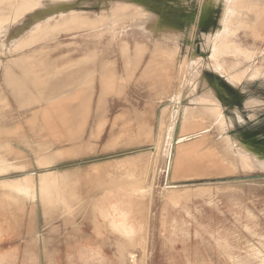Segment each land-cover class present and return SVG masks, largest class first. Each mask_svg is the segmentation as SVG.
Returning <instances> with one entry per match:
<instances>
[{"label":"rangeland","instance_id":"374dc122","mask_svg":"<svg viewBox=\"0 0 264 264\" xmlns=\"http://www.w3.org/2000/svg\"><path fill=\"white\" fill-rule=\"evenodd\" d=\"M75 1L0 0L2 159L73 170L31 194L0 184V264H264V157L225 133L264 151L248 106L264 107V0L80 1L33 19Z\"/></svg>","mask_w":264,"mask_h":264},{"label":"bare ground","instance_id":"6f19581e","mask_svg":"<svg viewBox=\"0 0 264 264\" xmlns=\"http://www.w3.org/2000/svg\"><path fill=\"white\" fill-rule=\"evenodd\" d=\"M48 1V0H47ZM80 1H83V4L81 5L82 7L84 6V7H91V6H93L92 8H88V9H91V10H95V11H98V10H96V8L95 7H99V5L97 4H95L94 3V0H92L89 4H90V6H85V5H87V3H85L84 2V0H78L77 2L75 1L74 2V4H72V5H66V7L65 8H63V7H61V9H56V10H52V7H50V6H48L47 4V7H45L44 9L43 8H41V10H39V13H37V14H35L34 16H33V19L34 20H43L44 19V16H47V17H49L50 15H55V14H60V15H63V14H65V13H67V12H69L71 9H73V8H77V7H79V8H81L80 6H78V2H80ZM103 2L104 1H108L109 2V4H113V3H116L114 0H102ZM117 1V0H116ZM121 1H124V2H126V3H133V4H145V6H149L147 3H145V2H143L142 0H121ZM212 1V0H211ZM52 2V1H51ZM50 2V3H51ZM135 2V3H134ZM188 2V1H187ZM201 2V1H200ZM54 3V2H53ZM101 3V2H100ZM103 4V3H102ZM187 4V3H186ZM185 4V5H186ZM244 4V3H243ZM242 4V5H243ZM250 4V3H249ZM248 4V5H249ZM106 5V4H105ZM200 5V4H199ZM247 5V6H248ZM258 5H260V4H258ZM53 6V5H52ZM65 6V5H64ZM143 6V5H142ZM196 6V5H195ZM194 6V7H195ZM209 6H210V10H211V12L213 13V16H214V18L216 17V15L217 14H219V6L216 4V3H210L209 4ZM192 7V6H191ZM200 7V6H199ZM244 7V6H243ZM144 8V7H143ZM190 8V7H189ZM198 8V7H197ZM242 8V7H241ZM262 8V7H261ZM102 9V8H101ZM104 9H108V6H107V8H104ZM144 9H148V8H144ZM192 9V8H191ZM194 9V8H193ZM260 9V8H259ZM137 10V9H136ZM148 10H150V9H148ZM209 10V9H208ZM209 10V11H210ZM256 10V9H255ZM258 10V9H257ZM263 10V9H262ZM262 10H261V12H262ZM73 11V10H72ZM128 11V10H127ZM151 11V10H150ZM190 11V10H189ZM199 11V10H198ZM264 11V10H263ZM83 12V11H82ZM201 12V11H200ZM206 12H208L207 10H206ZM198 13V12H197ZM73 14V13H72ZM79 14V13H78ZM98 14V13H97ZM193 14H194V12L193 11H191L190 13H188V14H186L185 15V20H186V22L189 20V22H188V24H186V26H185V28H189L191 25H192V20H191V18H193ZM79 15H81V14H79ZM78 15V16H79ZM100 15V14H99ZM82 16H84V15H82ZM77 17V16H76ZM128 17V16H127ZM206 17V16H205ZM68 18V17H67ZM79 18V17H78ZM77 18V19H78ZM85 18V17H84ZM151 18V17H150ZM154 18H155V16H154ZM83 19V18H82ZM86 19H89L88 17H86L85 18V20ZM93 19V18H92ZM96 19V18H95ZM111 19V18H110ZM152 19H153V17H152ZM81 20V19H80ZM120 20H122V19H120ZM145 20H147V17H146V19ZM205 20V19H204ZM215 20V19H214ZM83 21V20H82ZM81 21V22H82ZM90 21H92V20H90ZM78 22V21H77ZM80 22V23H81ZM96 22V21H95ZM102 22V21H101ZM100 22V23H101ZM109 22V21H108ZM123 22V21H122ZM150 22V21H149ZM192 22V23H191ZM199 23V20L197 21V24ZM72 24V23H71ZM79 24V23H78ZM96 24V23H95ZM109 24V23H108ZM122 24V23H121ZM73 26H74V24H72ZM76 25V24H75ZM89 25V24H88ZM252 25V24H251ZM85 26V25H84ZM215 26V25H214ZM254 26V25H253ZM255 26H257V25H255ZM75 27H77V25L76 26H74V28ZM193 27H194V23H193ZM77 28H80L79 26L77 27ZM152 28H154V27H152ZM152 28H151V30L150 31H152ZM167 28V27H166ZM204 28H205V26H204ZM102 29V28H101ZM111 29V28H110ZM164 29H165V27H164ZM169 29V28H168ZM206 29V28H205ZM204 29V30H205ZM211 29V28H210ZM213 29V28H212ZM192 30V29H191ZM195 30V29H194ZM260 30V29H259ZM117 31V30H116ZM119 31V30H118ZM121 31V30H120ZM174 31V29L172 30V32ZM193 31V30H192ZM180 32V31H179ZM198 32V31H197ZM254 32V31H253ZM109 34V33H108ZM157 34V33H156ZM185 34V33H184ZM192 34V33H191ZM94 35V34H93ZM98 35V34H97ZM117 35V34H116ZM196 35V34H195ZM112 36H113V33H112ZM120 36V35H119ZM183 36V35H182ZM198 36V35H197ZM115 37V36H114ZM8 40H4V42L3 43H1V44H3L4 45V47H3V49L2 50H5L6 49V47H7V45H8V42H7ZM182 41V40H181ZM186 41H188V39L186 40ZM196 41V40H195ZM199 41V40H198ZM183 43V42H182ZM189 43H190V41H189ZM197 43V42H196ZM180 44V43H179ZM181 45V44H180ZM187 48H188V46H187ZM183 51H184V49H182ZM186 52V51H185ZM184 52V53H185ZM206 52V51H205ZM179 56V55H178ZM185 57H187V56H185ZM206 57V56H205ZM183 58V57H182ZM172 59H174V58H172ZM183 59H185V58H183ZM209 59V58H208ZM207 59V61H209ZM177 60H178V58H177ZM180 60V59H179ZM179 60H178V64H179ZM200 60V59H199ZM185 61V64H186V60H184ZM177 62V61H176ZM183 63V62H182ZM177 64V63H176ZM175 64V65H176ZM181 64V63H180ZM185 64H183V66L185 65ZM204 74H206V73H209L212 69H213V67L211 68V65H205L204 64ZM175 67V66H174ZM181 68V67H180ZM184 69V68H183ZM166 71V70H165ZM179 71H180V69H179ZM200 71V70H199ZM198 71V72H199ZM202 71V70H201ZM171 72H172V70H171ZM171 72H169V73H171ZM174 72H175V70H174ZM173 72V73H174ZM197 72V71H196ZM168 73V74H169ZM180 73V72H179ZM186 73V72H185ZM193 73V72H192ZM27 74V73H26ZM26 74H24V75H26ZM178 74V73H177ZM182 74V73H181ZM184 74V73H183ZM189 74V73H188ZM214 74V73H213ZM28 75V74H27ZM170 75V74H169ZM173 75H175V73L174 74H172V78H173ZM180 75V74H179ZM197 75V74H196ZM229 75V74H228ZM10 76V75H9ZM29 76H31L32 77V75H29ZM171 76V75H170ZM176 76V75H175ZM181 76V75H180ZM28 77V76H27ZM193 77V76H192ZM198 77V76H197ZM26 78V77H25ZM30 78V77H29ZM28 78V81L30 82V79ZM175 78V77H174ZM182 78V77H181ZM203 78V77H202ZM228 78V80H229V82H231V84H233L232 82H234V81H236V82H239V83H242V81H244L242 78H237V77H230V76H228L227 77ZM258 78V77H257ZM257 78H255V80L257 79ZM175 79H177V78H175ZM174 79V80H175ZM207 79V78H206ZM260 79H263L262 77L261 78H259V80ZM10 80V79H9ZM26 80H27V78H26ZM162 80V79H161ZM192 80V79H191ZM264 80V79H263ZM33 81V80H32ZM176 81V80H175ZM182 81V80H181ZM197 81V80H196ZM208 81V80H207ZM261 81V80H260ZM11 83H12V81H10ZM27 82V81H26ZM28 82V83H29ZM174 82V81H173ZM180 82V81H179ZM178 82V83H179ZM209 82V81H208ZM264 82V81H263ZM10 83V84H11ZM16 83V82H15ZM31 83V82H30ZM197 83V82H196ZM262 83V82H261ZM14 84V83H13ZM33 84V83H32ZM31 84V85H32ZM169 84H171L170 82H169ZM172 84H174V83H172ZM177 84V83H176ZM255 84V83H254ZM193 85H195V84H193ZM264 85V84H263ZM191 86V85H190ZM166 87V86H165ZM195 87V86H194ZM232 87V86H231ZM237 87H240V86H235V88H237ZM253 87V86H252ZM174 88V87H173ZM172 88V89H173ZM196 88H198V87H196ZM234 88V89H235ZM243 88H245V86H243ZM262 88V87H261ZM260 88V89H261ZM264 88V87H263ZM195 89V88H194ZM206 89H208V88H206ZM242 90L240 89L239 90V92L240 93H242V94H244V92H241ZM189 92V91H188ZM175 93H177V92H175ZM174 93V94H175ZM212 93H214L213 91H212ZM169 95V94H168ZM179 95V94H178ZM177 95V96H178ZM209 96V93H207V97ZM212 96V95H211ZM221 96V95H220ZM171 97V96H170ZM179 97V96H178ZM175 98V97H174ZM173 99V98H172ZM168 100H170V98L168 99ZM175 100V99H174ZM222 103V102H221ZM241 103H243V104H246L247 103V100L245 99L244 101H242ZM177 104V103H176ZM224 105H225V107L222 105V106H211L210 108H213L215 111H217V112H223V111H227L228 109H227V107L229 108V109H231L230 107H232V105L234 104H231V103H223ZM253 104L254 103H250V104H248V106L249 107H252V108H254V110H255V114H260V117L262 118L263 116H264V107H262V108H256L255 106H253ZM256 104V103H255ZM234 105H236V104H234ZM194 106V105H193ZM237 106V105H236ZM260 106H264V103H262V104H260ZM199 107V106H198ZM201 107V106H200ZM167 109V108H166ZM166 109H164L163 111H165ZM195 109V108H194ZM199 110H200V108H199ZM200 111H202V110H200ZM229 111V110H228ZM237 111V110H236ZM204 112V111H203ZM166 113V112H165ZM234 113V112H233ZM162 114H163V112H162ZM171 114V113H170ZM170 114H169V116H170ZM181 114H182V112H181ZM181 114H180V116H181ZM221 115V114H220ZM228 116V115H227ZM36 117V116H35ZM43 117V116H42ZM166 117H167V115H166ZM241 117L242 116H235L234 117V119H236V120H239V119H241ZM260 117H259V120H255V121H262L264 118H262V119H260ZM162 118H164L165 120H166V118L163 116ZM228 118V117H227ZM233 118V117H232ZM4 119H8L7 117H5ZM218 119V118H217ZM231 119V118H230ZM165 120H164V124H165ZM179 120V119H178ZM177 120V121H178ZM180 121V120H179ZM182 121V120H181ZM180 121V122H181ZM166 122H169V121H166ZM173 122H174V119H173ZM179 122V123H180ZM167 124V123H166ZM173 124V123H172ZM203 124V123H202ZM236 124V123H235ZM165 126V125H164ZM167 126V125H166ZM171 126V125H170ZM178 126H180V125H178ZM258 128L260 127V126H257ZM166 128V127H165ZM181 128V127H180ZM198 128V127H197ZM200 128V127H199ZM202 128V127H201ZM165 133V132H164ZM200 133V132H199ZM202 133V132H201ZM226 134H228L230 137H231V139L234 141V142H237L238 144H242V145H244L250 152H252L253 154H257V155H260V156H262V157H264V151H263V149H261V148H254V147H252V142H251V140H249V139H247L246 137H243V136H241V134H238L237 132L235 133V132H229V127H228V129L226 130V132H225ZM257 133H258V135H257ZM244 134V133H243ZM182 135V134H181ZM186 135V134H185ZM254 135L255 136H257V137H261V136H263L262 135V133H260V132H256V133H254ZM207 136V135H206ZM184 137H186V136H184ZM1 139V138H0ZM176 140H177V137H175L174 138V142L176 143ZM19 143V142H18ZM40 143V142H39ZM39 143H34L35 144V146H38V145H40ZM38 144V145H37ZM198 146V145H197ZM9 147V144H3L1 141H0V184L1 183H3V182H7V181H10V180H20L21 181V183L23 184V191H28L30 194L33 192V191H35V189H36V187H37V184H39V182H40V180H42L43 181V179H41L42 177V175L43 174H45V173H50V172H52V173H59V172H63V171H73V170H69V169H60V167L57 165L58 164V162L59 161H54V162H52V163H47V164H40L39 163V161L38 160H36L37 161V163H34L36 166V169L37 170H34V171H29V169H24V168H22V169H20V165H13V161H9V160H3L2 158H3V155H4V153L3 152H5V151H7L8 148ZM194 147V146H193ZM194 149H195V147H194ZM197 150V149H196ZM191 152V151H190ZM206 153H207V151H206ZM2 155V156H1ZM199 159V158H198ZM197 159V160H198ZM197 163H198V161H196ZM201 162V161H200ZM192 164H193V161H192ZM198 164H200V163H198ZM195 165H197L196 163H195ZM206 165V166H205ZM198 166V165H197ZM217 166H218V164H217ZM216 166V162L214 161V160H212V161H208L207 163H205L204 164V168L206 169L207 167L209 168V167H217ZM66 167V166H65ZM178 167V166H177ZM220 168V167H219ZM222 168H223V166H222ZM20 169V170H19ZM213 171V170H212ZM220 171H222V170H220ZM13 173H15V174H13ZM78 178V177H77ZM79 178H81V176L79 177ZM78 178V179H79ZM77 179V180H78ZM80 180V179H79ZM234 180V179H233ZM81 181V180H80ZM77 183H78V185H79V181H77ZM81 183V182H80ZM43 184V183H42ZM75 185L77 186V184L75 183ZM74 188V187H73ZM72 188V189H73ZM79 188V187H78ZM45 191V189H44V186H43V188H41V192L42 193H45L43 190ZM74 189H76V187L74 188ZM211 189V188H210ZM71 190V189H70ZM212 190V189H211ZM78 191V190H77ZM81 191V190H80ZM208 191H209V189H208ZM1 192H3V191H1ZM0 192V193H1ZM73 192V191H72ZM71 192V193H72ZM74 192H75V190H74ZM73 192V193H74ZM79 192V191H78ZM4 193V192H3ZM37 193V192H36ZM38 193H40V192H38ZM42 193H40V194H42ZM71 193H70V195H71ZM81 193V192H80ZM79 193V194H80ZM82 193H84V192H82ZM167 193H168V196L169 197H171L172 196V190L171 189H169V190H167ZM5 194V193H4ZM10 194V193H9ZM78 194V195H79ZM85 194V193H84ZM130 194V193H129ZM206 194V193H205ZM3 195V194H2ZM2 195H0V197L2 196ZM45 195V194H44ZM65 194H63V196H64ZM133 194H131V196H132ZM40 196V195H39ZM88 196V195H87ZM86 196V197H87ZM131 196H130V198H131ZM38 197V196H37ZM42 197H45V196H42L41 195V197H38V198H42ZM71 197L73 198V197H75V196H72L71 195ZM71 197H68V198H71ZM78 197V196H77ZM76 197V198H77ZM21 198V197H20ZM66 198V197H65ZM71 198V199H72ZM81 198V197H80ZM79 198V199H80ZM83 198V197H82ZM70 199V200H71ZM73 199H75V198H73ZM71 200V201H74V200ZM14 200H16V199H14ZM50 200H52V197L50 198ZM68 200V199H67ZM69 200V201H70ZM83 200V199H82ZM43 201V200H42ZM70 201V202H71ZM77 201V200H76ZM83 201H85V198H84V200ZM1 202H3V201H1ZM18 202H21V200L20 201H18ZM24 202V201H23ZM68 202V201H67ZM78 202V201H77ZM125 202V201H124ZM46 203V202H45ZM45 203H41L40 205L42 206L43 204H45ZM66 203V202H65ZM72 204H74L73 202H71ZM76 203V202H75ZM79 203V202H78ZM87 203V201L85 202V203H82V205L83 206H85L84 204H86ZM53 204V203H52ZM51 204V205H52ZM0 205H1V203H0ZM50 205V204H49ZM54 205V204H53ZM65 205H69V204H65ZM167 205V204H166ZM44 206V205H43ZM82 206V207H83ZM56 207V206H55ZM71 207V206H70ZM82 207H81V210H83L82 209ZM46 208H48V207H46ZM78 208V207H77ZM84 208V207H83ZM102 208V207H101ZM49 209V208H48ZM51 209V208H50ZM55 209V208H54ZM42 210V209H41ZM44 211H45V209H43ZM79 210V209H78ZM77 210V211H78ZM70 211V210H69ZM77 211H75V213L77 212ZM54 212V211H53ZM56 212H57V209H56ZM71 212H72V210H71ZM101 212V211H100ZM70 213V212H69ZM74 213V214H75ZM69 215H71V214H69ZM100 215H102V214H100ZM106 215V214H105ZM76 217V216H75ZM72 218V217H71ZM68 220H71V219H68ZM74 220V219H73ZM73 220H71V223H72V221ZM105 220H106V218H105ZM98 221V220H97ZM107 221V220H106ZM105 221V222H106ZM109 221V220H108ZM69 222V221H68ZM75 222V221H74ZM73 224V223H72ZM75 225V224H74ZM110 225V224H109ZM30 227H32V226H30ZM34 228V227H33ZM127 230V229H126ZM120 242V241H119ZM118 244V243H117ZM117 246V245H116ZM100 247V246H99ZM101 248V247H100ZM125 248V247H124ZM122 249V248H121ZM121 249H120V251H121ZM124 250V249H123ZM123 250H122V252L121 253H123ZM104 251V250H103ZM127 251V250H126ZM125 254H126V252H125ZM124 254V255H125ZM127 254H128V252H127ZM121 255H123V254H121ZM125 257V256H124Z\"/></svg>","mask_w":264,"mask_h":264}]
</instances>
